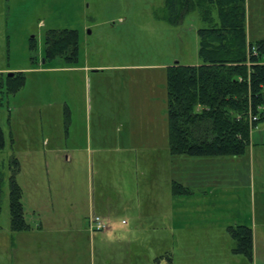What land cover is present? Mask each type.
I'll list each match as a JSON object with an SVG mask.
<instances>
[{
	"label": "rangeland",
	"instance_id": "rangeland-1",
	"mask_svg": "<svg viewBox=\"0 0 264 264\" xmlns=\"http://www.w3.org/2000/svg\"><path fill=\"white\" fill-rule=\"evenodd\" d=\"M255 8V0H245L246 21L252 29L257 26L256 15L264 16V10ZM164 15V0H0V129L4 136L0 149V244L11 230L9 182L17 169L14 179L18 186L31 178L56 179L64 184L69 197L76 189L88 199L104 194L111 201L117 198L116 205H124L127 198L134 205L139 203V219L127 217L121 208L114 216L118 222L123 218L141 225L130 236L143 250L137 260L147 258L158 264L167 262L168 257L177 264H247L232 253L233 242L226 233L229 226L248 223L253 212L258 214L264 205L259 203L258 186L251 187L243 157L221 166L194 161L202 160L200 157L169 153L167 67L200 63L198 30L207 24L196 10L177 23L168 22ZM50 29L77 32L76 64L44 57V36ZM8 73L24 77H8ZM7 78L10 86L19 83V89L7 91ZM136 116L143 117V127ZM118 118L126 119L118 136L124 138L130 129L140 142L132 153L89 151L83 152L76 164L49 166L45 161L51 160V155L39 154L36 163L34 156L28 155L29 150L42 146L44 136L51 137L53 144L71 148L78 142L84 146L85 134L92 133L91 148L98 147L94 133L117 137L120 128L114 122ZM66 133L68 138H64ZM111 138L108 146L115 140ZM172 182L191 187L193 196L170 199ZM217 183L227 187L225 193L213 188ZM201 185L206 186V196L199 192ZM20 202L25 223L34 227L33 203L22 194ZM172 206L179 212L173 220L174 229H170V220L166 225L159 215L158 226H154L155 213L163 215ZM197 211L208 215L205 228L187 224L185 215ZM177 223L178 243L174 244L170 233L176 232ZM255 239L257 251L253 244L251 264H264V250L259 247L264 238ZM0 264H10L3 251Z\"/></svg>",
	"mask_w": 264,
	"mask_h": 264
},
{
	"label": "trees",
	"instance_id": "trees-1",
	"mask_svg": "<svg viewBox=\"0 0 264 264\" xmlns=\"http://www.w3.org/2000/svg\"><path fill=\"white\" fill-rule=\"evenodd\" d=\"M193 10L198 11L207 27L198 30L200 63L167 67L169 153L173 157L238 158L247 151L251 130L264 120V39H247L245 0H164V18L170 23H177ZM44 45L46 59L77 63L75 30H47ZM23 77L22 73L13 76ZM9 81L5 80L7 91L19 89V83L10 86ZM3 146L0 129V149ZM16 171H12L9 182V213L11 230L20 232L28 225L22 215ZM190 193L188 187L172 182L174 197ZM226 233L233 242L232 253L251 264V229L235 225L227 227Z\"/></svg>",
	"mask_w": 264,
	"mask_h": 264
},
{
	"label": "crops",
	"instance_id": "crops-1",
	"mask_svg": "<svg viewBox=\"0 0 264 264\" xmlns=\"http://www.w3.org/2000/svg\"><path fill=\"white\" fill-rule=\"evenodd\" d=\"M255 6L257 12L259 8L263 11L264 0H255ZM256 16L258 17L256 21L257 26L254 29L250 27L248 21H246L245 24L248 27V31L246 27L247 39L249 37L250 40H248L252 42L264 39V16L260 17L258 14ZM142 103L143 100L141 104ZM136 117L135 120H140L142 126L143 117ZM125 118L127 119V117ZM126 119L118 118V120L114 122L118 124L117 128H120V130H116L115 135L117 134V137L113 136L114 138H111L108 134L94 133V139L98 140L95 142L98 144V147L91 148V144L93 143L92 133H90V135H88V133L85 134L87 138L85 139L84 146L78 142L74 143V147L71 148L53 144L51 143V137L44 136L42 137L45 138L43 142H41L42 146L38 149L29 150L28 155L34 156L33 162L35 163L39 160L37 157L39 154L51 155V160L45 161L46 166H49L50 163L55 165L76 164L82 160L80 156L83 152L88 153L89 151L94 154H110L114 153L116 150H120L121 153H132L134 152L133 150L137 148V145H140L134 133L130 129L124 132V138L127 139L126 143L122 141V139H124L123 137L118 136V133H121ZM64 138H68L67 133ZM108 138L115 139L109 146L107 143ZM241 157H243L242 161L244 166L246 164L249 166L248 172L251 187L253 185L254 187L258 186L257 193L259 195V203L264 204V120L251 130L249 146L246 153ZM201 159L202 160L194 161H206L207 163L216 162L220 163L222 166L228 161L240 160L239 157ZM218 172H222V170ZM55 180L51 182L49 179L31 178V181L26 182L24 185H19L21 194L23 196L25 195V198H27L30 203H33L31 215L35 223L34 227H32L27 222L26 224L28 227L20 232L10 230L5 242L0 244V251L8 254V261L10 264H144L142 261H145V264L154 263L153 260L147 258L136 259V257L139 256V251L143 250L140 244L130 241V236L134 234L135 230L139 229L141 225L137 221L129 223L122 218L121 221L118 222L114 218L116 210L121 208V211H124L127 217L130 218L133 216L135 219H139L140 215H137L140 209L139 203L134 205L135 202L127 198L124 200V205H122V203L116 205L115 202L118 200L117 198L111 201L110 198L105 197L104 194H99L98 197L92 196L88 199L87 197L79 196L78 192L80 190L77 191L76 189L72 190L75 192L74 196L69 197L65 195L64 184L62 182H55ZM186 184L191 186L189 183ZM51 186L53 191L51 190ZM236 187L237 186H234L233 188ZM213 188L223 189L222 192L225 193L227 187L217 183L213 185ZM189 189L191 193L186 195V197L193 196L191 187H189ZM199 192H202L201 195L203 196L208 194L205 185H201ZM52 193L54 194L53 199L51 198ZM230 195L235 197V194ZM175 198L176 197L170 192V199ZM254 198V195L251 196L252 202ZM93 215L99 216L106 222L107 229L100 232L91 231L88 220L89 217ZM158 215L166 225L170 220V229H174L173 220H176L179 215L175 206L174 208L172 206L169 212L163 215H161V212L155 213V220H153L154 226H158L156 223ZM186 217H189L187 222L189 226L193 224L199 226L200 229L201 227L205 228L207 225L204 223V220L208 219L207 213L201 214L198 211L189 212L185 215V218ZM193 219L203 221H198V223L190 221ZM239 224L251 228L253 244H256L255 236L259 237V241L261 238H264V205L263 209L261 212H258V214L255 213V211L253 212L248 223ZM176 226V232L171 231L170 233V236L173 237L171 242L174 244L178 243V223ZM255 244L254 251H257ZM259 247L264 250V245L261 246L259 244ZM170 262L169 264H177L175 259H170ZM158 264H168V261L163 263L162 260L159 261ZM254 264L257 263L255 262Z\"/></svg>",
	"mask_w": 264,
	"mask_h": 264
},
{
	"label": "built area",
	"instance_id": "built-area-1",
	"mask_svg": "<svg viewBox=\"0 0 264 264\" xmlns=\"http://www.w3.org/2000/svg\"><path fill=\"white\" fill-rule=\"evenodd\" d=\"M251 120H256V117H251ZM88 224L90 230L93 232H100L107 229V224L97 215L89 217Z\"/></svg>",
	"mask_w": 264,
	"mask_h": 264
},
{
	"label": "water",
	"instance_id": "water-1",
	"mask_svg": "<svg viewBox=\"0 0 264 264\" xmlns=\"http://www.w3.org/2000/svg\"><path fill=\"white\" fill-rule=\"evenodd\" d=\"M177 64V63H174V65ZM14 75V73H8L7 76L8 77H12Z\"/></svg>",
	"mask_w": 264,
	"mask_h": 264
}]
</instances>
